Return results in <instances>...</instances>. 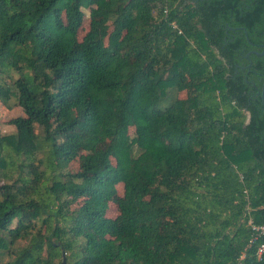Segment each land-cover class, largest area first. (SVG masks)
I'll return each instance as SVG.
<instances>
[{
  "label": "trees",
  "instance_id": "16d2710c",
  "mask_svg": "<svg viewBox=\"0 0 264 264\" xmlns=\"http://www.w3.org/2000/svg\"><path fill=\"white\" fill-rule=\"evenodd\" d=\"M263 44L264 0H0V260L264 264Z\"/></svg>",
  "mask_w": 264,
  "mask_h": 264
},
{
  "label": "rangeland",
  "instance_id": "374dc122",
  "mask_svg": "<svg viewBox=\"0 0 264 264\" xmlns=\"http://www.w3.org/2000/svg\"><path fill=\"white\" fill-rule=\"evenodd\" d=\"M83 13H84V17H83V20H82L81 27L79 28V31H78V34H77L78 38H80L86 32V30L88 28V25H89V18H88L87 9H83ZM1 82L2 83H6V84H10L9 83V77L4 75L1 78ZM167 94H168V96H171L173 94V92L168 91ZM177 95L184 96V93L180 92ZM164 103H166V102H164ZM22 115H23L22 109L15 103V99L14 98L8 99L7 103H3V102L0 101V133L1 134L14 133V131H15L14 126L12 124H10L9 121L12 118H14V117L22 116ZM38 132H39V134L41 133L39 128H38ZM128 132H129V134H132L133 133V128L130 127ZM5 154L8 155L9 157L17 158L15 155H12L11 152H6ZM36 156H37V158H41L42 154L38 152V153H36ZM4 158L7 159V157H4ZM22 160H23L22 156L18 157V162L26 163L25 161H22ZM15 161H17V159H15ZM75 162L76 161H74L72 163V166H75V164H76ZM16 169L17 168H13L12 169V167L10 169H8L9 171L10 170L14 171L13 175H12L13 178L16 175V171H15ZM3 182H7V181L2 179L1 183H3ZM116 187H117V193H120V185H117ZM114 201L115 200L112 199L111 203H110V213H109L110 216H113L115 214ZM25 243H26V239H18V240H16L14 242V244L11 246L10 249L15 252L18 249H20L23 245H25ZM14 252H12V254L10 255L9 252H5L4 251L3 254H2V258L0 260V264H4L6 261H8L10 258H12L11 256L13 255Z\"/></svg>",
  "mask_w": 264,
  "mask_h": 264
},
{
  "label": "built area",
  "instance_id": "2783aa9c",
  "mask_svg": "<svg viewBox=\"0 0 264 264\" xmlns=\"http://www.w3.org/2000/svg\"><path fill=\"white\" fill-rule=\"evenodd\" d=\"M249 227L255 232V236L264 235L263 225H253L250 221L247 222ZM264 251V243H261L256 249V255L259 256Z\"/></svg>",
  "mask_w": 264,
  "mask_h": 264
},
{
  "label": "water",
  "instance_id": "95a60500",
  "mask_svg": "<svg viewBox=\"0 0 264 264\" xmlns=\"http://www.w3.org/2000/svg\"><path fill=\"white\" fill-rule=\"evenodd\" d=\"M253 53L257 54V55H260V54H264V44L262 45V49L260 52H256V51H252ZM263 93H264V79L262 81V84H261V89H260V99H261V102L264 104V96H263Z\"/></svg>",
  "mask_w": 264,
  "mask_h": 264
}]
</instances>
